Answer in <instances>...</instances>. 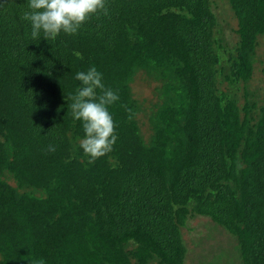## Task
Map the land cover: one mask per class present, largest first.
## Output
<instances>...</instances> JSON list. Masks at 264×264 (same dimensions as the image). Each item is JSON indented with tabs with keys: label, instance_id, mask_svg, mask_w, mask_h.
I'll list each match as a JSON object with an SVG mask.
<instances>
[{
	"label": "trees",
	"instance_id": "1",
	"mask_svg": "<svg viewBox=\"0 0 264 264\" xmlns=\"http://www.w3.org/2000/svg\"><path fill=\"white\" fill-rule=\"evenodd\" d=\"M220 1L105 0L43 39L0 0V264H185L201 219L264 264V0ZM89 65L119 97L91 163L67 110Z\"/></svg>",
	"mask_w": 264,
	"mask_h": 264
},
{
	"label": "clouds",
	"instance_id": "2",
	"mask_svg": "<svg viewBox=\"0 0 264 264\" xmlns=\"http://www.w3.org/2000/svg\"><path fill=\"white\" fill-rule=\"evenodd\" d=\"M107 11L105 0H27L22 19L28 23L31 37L54 39L61 32L75 34L89 16L106 15ZM74 79L78 84L74 93L68 94L67 110L73 122H80L83 135L78 147L91 163L109 153L116 141L108 106L119 97L110 87H105L102 73L94 65L76 71ZM54 150V145H47V151ZM28 264H44V260L30 258Z\"/></svg>",
	"mask_w": 264,
	"mask_h": 264
},
{
	"label": "rangeland",
	"instance_id": "3",
	"mask_svg": "<svg viewBox=\"0 0 264 264\" xmlns=\"http://www.w3.org/2000/svg\"><path fill=\"white\" fill-rule=\"evenodd\" d=\"M215 1L216 5H222L220 0ZM150 89L144 83L134 84V91L143 97H150ZM197 223H199V230L201 233L203 232L202 235L198 233L199 231L194 236H191L188 232H183V239L187 243L186 247L188 249L185 264H238L231 237L220 227L214 226L213 232H210V221L207 219L195 220L191 226L195 227ZM189 240L194 248H200L194 251L191 250L192 248L188 244Z\"/></svg>",
	"mask_w": 264,
	"mask_h": 264
}]
</instances>
